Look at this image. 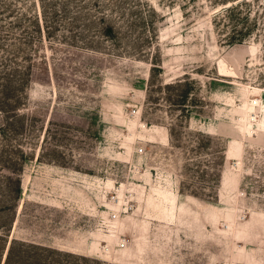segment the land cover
<instances>
[{
    "label": "rangeland",
    "instance_id": "obj_1",
    "mask_svg": "<svg viewBox=\"0 0 264 264\" xmlns=\"http://www.w3.org/2000/svg\"><path fill=\"white\" fill-rule=\"evenodd\" d=\"M147 192L264 264V0H0V264H141Z\"/></svg>",
    "mask_w": 264,
    "mask_h": 264
},
{
    "label": "crops",
    "instance_id": "obj_2",
    "mask_svg": "<svg viewBox=\"0 0 264 264\" xmlns=\"http://www.w3.org/2000/svg\"><path fill=\"white\" fill-rule=\"evenodd\" d=\"M146 195V244L141 264H227L226 241L218 226L221 216L214 217L212 209L206 208L197 197L178 193V204L184 206L185 213L178 214L175 223L168 224L159 218H151L149 222V192ZM162 252V260L154 257Z\"/></svg>",
    "mask_w": 264,
    "mask_h": 264
},
{
    "label": "built area",
    "instance_id": "obj_3",
    "mask_svg": "<svg viewBox=\"0 0 264 264\" xmlns=\"http://www.w3.org/2000/svg\"><path fill=\"white\" fill-rule=\"evenodd\" d=\"M160 182V181H159ZM146 188V185L144 186ZM134 204H130V202H126L124 206H122L121 210H113L110 214L112 220H116L121 217L122 213H128L130 209H132ZM130 245V239L126 236L120 237L118 242L119 248H125Z\"/></svg>",
    "mask_w": 264,
    "mask_h": 264
},
{
    "label": "bare ground",
    "instance_id": "obj_4",
    "mask_svg": "<svg viewBox=\"0 0 264 264\" xmlns=\"http://www.w3.org/2000/svg\"><path fill=\"white\" fill-rule=\"evenodd\" d=\"M119 194L122 195V193H121V192L119 193V191H118V203H116V204H111V205H112V208H113L114 210H119L120 207L122 206V205H121V206L119 207V205H120L121 203L124 202V198L121 199V197L119 196ZM119 220H120V218H118V219H116V220H112L111 218H109V223L111 224V225L109 226V228H110L111 231H114V229H115V227H116V224L119 223ZM119 240H120V238H117V244H118ZM128 247H129V246H127V247H125V248H119V249H120V250H126ZM106 249H107V248H106Z\"/></svg>",
    "mask_w": 264,
    "mask_h": 264
},
{
    "label": "trees",
    "instance_id": "obj_5",
    "mask_svg": "<svg viewBox=\"0 0 264 264\" xmlns=\"http://www.w3.org/2000/svg\"><path fill=\"white\" fill-rule=\"evenodd\" d=\"M14 244L15 242H12L11 246H10V249H9V252H8V257H7V260H6V263L5 264H9V260L11 258V255H12V252H13V248H14Z\"/></svg>",
    "mask_w": 264,
    "mask_h": 264
}]
</instances>
